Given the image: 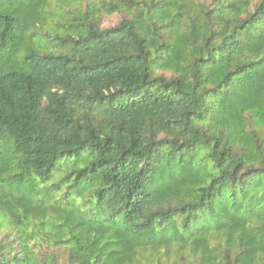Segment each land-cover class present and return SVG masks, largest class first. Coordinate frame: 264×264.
Returning a JSON list of instances; mask_svg holds the SVG:
<instances>
[{
	"label": "trees",
	"instance_id": "16d2710c",
	"mask_svg": "<svg viewBox=\"0 0 264 264\" xmlns=\"http://www.w3.org/2000/svg\"><path fill=\"white\" fill-rule=\"evenodd\" d=\"M71 1L0 0V264H264V0Z\"/></svg>",
	"mask_w": 264,
	"mask_h": 264
},
{
	"label": "rangeland",
	"instance_id": "374dc122",
	"mask_svg": "<svg viewBox=\"0 0 264 264\" xmlns=\"http://www.w3.org/2000/svg\"><path fill=\"white\" fill-rule=\"evenodd\" d=\"M211 1V0H208ZM53 10H59L56 0H52ZM76 5L81 6V0H72L71 6ZM120 15L114 14L111 16H106L104 19V26L114 25L120 20ZM7 226V225H5ZM50 228L49 222L40 224H27L25 228L27 241L31 245L34 252L37 255L41 264H66L67 258V245H61L59 247L53 245L52 243L46 241L45 231ZM8 229H2V234H4Z\"/></svg>",
	"mask_w": 264,
	"mask_h": 264
}]
</instances>
